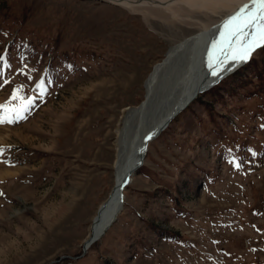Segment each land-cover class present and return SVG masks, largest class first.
Instances as JSON below:
<instances>
[{
  "label": "rangeland",
  "instance_id": "rangeland-1",
  "mask_svg": "<svg viewBox=\"0 0 264 264\" xmlns=\"http://www.w3.org/2000/svg\"><path fill=\"white\" fill-rule=\"evenodd\" d=\"M152 14L0 0V103L18 85L37 97L25 119L0 124V264H264V48L149 143L116 221L83 251L113 187L123 109L196 29Z\"/></svg>",
  "mask_w": 264,
  "mask_h": 264
},
{
  "label": "bare ground",
  "instance_id": "bare-ground-1",
  "mask_svg": "<svg viewBox=\"0 0 264 264\" xmlns=\"http://www.w3.org/2000/svg\"><path fill=\"white\" fill-rule=\"evenodd\" d=\"M106 1L120 4L131 11L141 12L146 20L152 13H167L169 17L161 16L165 19L168 17L169 21L180 18L185 24L196 29L176 39L169 46L164 57L152 66L143 83L145 92L142 101L123 109L113 131L115 137L113 187L92 219L89 232L82 244L85 251L105 234L121 212L120 185L129 172L132 174L127 185L130 184L136 171L143 166L145 157H142L141 147L144 139L160 130L155 137L157 138L172 121L168 119L174 112L182 108L176 115L181 113L201 92L217 84L212 85V83L220 82L229 75L232 68L237 66L240 68L247 63L246 61L236 64L230 67V70L222 72L219 77L213 76L211 75L213 69L208 67V53L214 40L218 42V48L227 47L226 37L221 36L225 31L224 21L246 3L249 4V8L252 7L250 0ZM197 14L203 18L197 17ZM218 48L212 49L214 54L218 52ZM149 143L150 141L147 144V151ZM139 163L142 165L134 169ZM122 200L124 201V197ZM123 205L124 203L122 207Z\"/></svg>",
  "mask_w": 264,
  "mask_h": 264
},
{
  "label": "snow or ice",
  "instance_id": "snow-or-ice-1",
  "mask_svg": "<svg viewBox=\"0 0 264 264\" xmlns=\"http://www.w3.org/2000/svg\"><path fill=\"white\" fill-rule=\"evenodd\" d=\"M250 3L251 8L246 3L224 21L225 31L221 33V36L226 37L227 47L218 48V42L212 41V48L208 53V67L213 69L211 75L219 77L222 72L230 70V67L249 60L257 49L264 48V0H250ZM217 48L218 52L214 54L212 49ZM5 59L6 56L0 54V62H4ZM23 87L18 85L13 89L9 100L0 103V124H11L26 118L23 113L28 111L37 97L21 95ZM36 87L39 91H43L42 82L37 83ZM12 101H20V103L13 105ZM3 151L4 149L0 147V153ZM0 195L3 193L0 192Z\"/></svg>",
  "mask_w": 264,
  "mask_h": 264
},
{
  "label": "water",
  "instance_id": "water-1",
  "mask_svg": "<svg viewBox=\"0 0 264 264\" xmlns=\"http://www.w3.org/2000/svg\"><path fill=\"white\" fill-rule=\"evenodd\" d=\"M244 63V62H243ZM238 67V66H237ZM237 67H234V68H232L229 72H232L233 70H235ZM219 80V79H218ZM217 82V81H216ZM215 82V83H216ZM215 83H212V85L213 84H215ZM211 85V86H212ZM180 110H182V108H180V109H178L176 112H174L171 116H170V118L168 119V121H170L176 114H177V112H179ZM167 121V122H168ZM167 124V123H166ZM166 124L164 125V126H166ZM163 126V127H164ZM159 132H160V130L157 132V133H155V134H151V135H148L145 139H144V141H143V144H142V147H141V152H142V157L144 158L145 157V154H146V151H147V144H148V142L149 141H151L153 138H155L158 134H159ZM142 165V163H139L138 165H136V166H134V169H137L138 167H140ZM133 169V170H134ZM131 172H129V173H127L126 175H125V180L121 183V185H120V189H119V192H120V196H121V199H120V204H121V206H119V209H122V204H123V200H122V198L124 197V193L122 192V189H124V186L131 180ZM83 251L85 252V250H84V246H83ZM80 257V255L79 256H75V257H72V258H79Z\"/></svg>",
  "mask_w": 264,
  "mask_h": 264
},
{
  "label": "trees",
  "instance_id": "trees-1",
  "mask_svg": "<svg viewBox=\"0 0 264 264\" xmlns=\"http://www.w3.org/2000/svg\"><path fill=\"white\" fill-rule=\"evenodd\" d=\"M222 81V80H221ZM209 90V89H208ZM207 91V90H206ZM205 92V91H204ZM170 124V123H169Z\"/></svg>",
  "mask_w": 264,
  "mask_h": 264
}]
</instances>
